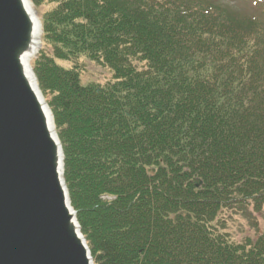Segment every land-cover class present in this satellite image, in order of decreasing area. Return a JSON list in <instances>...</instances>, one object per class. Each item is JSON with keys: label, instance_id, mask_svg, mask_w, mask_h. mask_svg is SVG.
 <instances>
[{"label": "trees", "instance_id": "16d2710c", "mask_svg": "<svg viewBox=\"0 0 264 264\" xmlns=\"http://www.w3.org/2000/svg\"><path fill=\"white\" fill-rule=\"evenodd\" d=\"M53 1L33 73L93 264H264V231L232 243L213 225L264 208V18L215 0ZM79 56L113 81L56 64Z\"/></svg>", "mask_w": 264, "mask_h": 264}, {"label": "water", "instance_id": "95a60500", "mask_svg": "<svg viewBox=\"0 0 264 264\" xmlns=\"http://www.w3.org/2000/svg\"><path fill=\"white\" fill-rule=\"evenodd\" d=\"M41 35L30 0H0V264H93L63 179L53 115L30 64Z\"/></svg>", "mask_w": 264, "mask_h": 264}, {"label": "rangeland", "instance_id": "374dc122", "mask_svg": "<svg viewBox=\"0 0 264 264\" xmlns=\"http://www.w3.org/2000/svg\"><path fill=\"white\" fill-rule=\"evenodd\" d=\"M215 1L245 17L264 18V2H255L254 0ZM55 7L56 3L53 0H46L40 7H34V12L38 19L42 20V16L52 11ZM42 49L44 47H42V40H40L37 57ZM34 59L30 61V64L34 63ZM56 64L67 70L76 69L82 85L90 83L105 85L113 81V74L109 68L98 62L91 61L85 56H79L68 61H56ZM141 66L137 65L138 68ZM213 225L232 243H243L247 239L254 240L264 231V208L260 211H255L252 207L245 206L244 208L234 207L229 210H223L218 214Z\"/></svg>", "mask_w": 264, "mask_h": 264}, {"label": "bare ground", "instance_id": "6f19581e", "mask_svg": "<svg viewBox=\"0 0 264 264\" xmlns=\"http://www.w3.org/2000/svg\"><path fill=\"white\" fill-rule=\"evenodd\" d=\"M28 2V1H27ZM28 5H30V3H28ZM31 6V5H30ZM39 35V31H37L36 29H33V37H32V39H33V49L32 50H34V48H35V50H36V47H37V42H35L36 40H37V36ZM26 60H25V58H24V62H25ZM28 76L30 77V79L32 80V78H31V75L28 73ZM50 129H51V131H52V127L50 126Z\"/></svg>", "mask_w": 264, "mask_h": 264}]
</instances>
